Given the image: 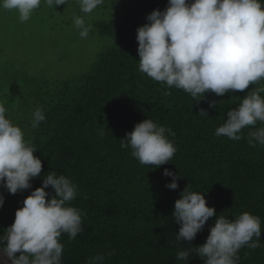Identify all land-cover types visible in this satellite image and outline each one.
I'll return each mask as SVG.
<instances>
[{
	"label": "trees",
	"instance_id": "obj_1",
	"mask_svg": "<svg viewBox=\"0 0 264 264\" xmlns=\"http://www.w3.org/2000/svg\"><path fill=\"white\" fill-rule=\"evenodd\" d=\"M167 5L168 0H147L130 13L98 23L100 34L115 45L78 76L50 81L14 65L0 66V103L42 162L31 188L11 194L0 187V234L14 222L24 199L54 171L77 186L70 203L82 213L83 231L75 239L60 237L62 264H87L97 254L105 257L103 264H187L176 259L179 251L203 244L219 215L234 219L243 212L260 217L261 236L259 247L238 250V264H264V145L248 142L249 133L264 123L242 129L239 141L215 135L227 112L248 92L264 87V80L222 96L207 91L198 101L140 72L137 29L154 9L163 11ZM210 101L216 106L210 107ZM37 107L46 119L33 128L31 114ZM146 118L175 133L166 136L177 151L159 167L140 164L130 147H121V139ZM165 169L179 173L177 189L166 187L172 177L163 175ZM188 185L205 196L216 214L191 242L174 243L181 226L173 216L174 204ZM46 191V199L55 194L51 186ZM188 264H203V258L193 253Z\"/></svg>",
	"mask_w": 264,
	"mask_h": 264
},
{
	"label": "clouds",
	"instance_id": "obj_2",
	"mask_svg": "<svg viewBox=\"0 0 264 264\" xmlns=\"http://www.w3.org/2000/svg\"><path fill=\"white\" fill-rule=\"evenodd\" d=\"M49 7L67 4L68 0H43ZM83 13H92L104 0H78ZM42 0H0V7L15 11L21 22L28 21ZM148 23L138 27L139 71L168 87L175 86L202 99L207 91L222 96L230 91H244L249 85L264 80V7L261 0H168L161 11L154 9ZM79 35L86 38L91 25L74 17ZM264 87L248 92L238 107L227 112L226 122L215 135L232 140L242 139V129L264 123ZM170 95V93H167ZM210 107L216 102L210 101ZM0 103V187L11 194L31 188V180L40 176L41 159L25 140L21 127L7 117ZM202 116L208 113L201 109ZM46 119L37 107L31 114V126L39 127ZM166 132L170 128L146 118L121 139V147L131 149L140 164L159 167L170 162L177 151ZM249 143L264 145V127L249 133ZM171 176L166 185L177 189L179 173L165 169ZM51 186L50 199L46 189ZM77 186L65 175L49 171L42 185L35 188L15 211L14 222L0 234V264H62V235L75 239L83 231L82 213L71 206ZM4 196L0 194V207ZM216 214L207 205L205 196L184 188L175 201L173 216L181 226L174 243L191 242L206 221ZM261 220L257 215L243 212L234 219L219 215L210 227L206 241L178 252L176 259L185 260L195 253L203 264H238V250L244 246H260ZM255 237V240H253ZM6 241V243H5ZM19 253V255H17ZM105 257L97 254L87 264H103Z\"/></svg>",
	"mask_w": 264,
	"mask_h": 264
},
{
	"label": "rangeland",
	"instance_id": "obj_3",
	"mask_svg": "<svg viewBox=\"0 0 264 264\" xmlns=\"http://www.w3.org/2000/svg\"><path fill=\"white\" fill-rule=\"evenodd\" d=\"M147 0H104L92 13L85 14L78 0L34 10L30 19L19 20L15 11L0 7V66L13 65L20 70L41 75L50 81L72 78L89 71L98 55L115 41L96 28L118 13L137 9ZM91 25L86 38L79 35L74 17Z\"/></svg>",
	"mask_w": 264,
	"mask_h": 264
},
{
	"label": "water",
	"instance_id": "obj_4",
	"mask_svg": "<svg viewBox=\"0 0 264 264\" xmlns=\"http://www.w3.org/2000/svg\"><path fill=\"white\" fill-rule=\"evenodd\" d=\"M9 264H10V262H9Z\"/></svg>",
	"mask_w": 264,
	"mask_h": 264
}]
</instances>
